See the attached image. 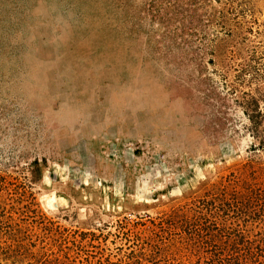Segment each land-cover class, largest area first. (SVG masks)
I'll list each match as a JSON object with an SVG mask.
<instances>
[{
    "label": "rangeland",
    "instance_id": "obj_1",
    "mask_svg": "<svg viewBox=\"0 0 264 264\" xmlns=\"http://www.w3.org/2000/svg\"><path fill=\"white\" fill-rule=\"evenodd\" d=\"M0 264H264V0H0Z\"/></svg>",
    "mask_w": 264,
    "mask_h": 264
}]
</instances>
